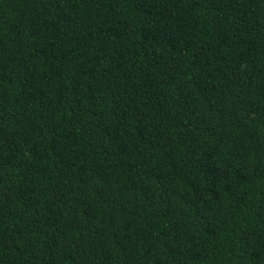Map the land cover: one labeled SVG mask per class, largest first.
Here are the masks:
<instances>
[{
	"label": "trees",
	"instance_id": "obj_1",
	"mask_svg": "<svg viewBox=\"0 0 264 264\" xmlns=\"http://www.w3.org/2000/svg\"><path fill=\"white\" fill-rule=\"evenodd\" d=\"M0 264H264V0H0Z\"/></svg>",
	"mask_w": 264,
	"mask_h": 264
}]
</instances>
